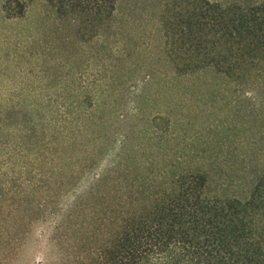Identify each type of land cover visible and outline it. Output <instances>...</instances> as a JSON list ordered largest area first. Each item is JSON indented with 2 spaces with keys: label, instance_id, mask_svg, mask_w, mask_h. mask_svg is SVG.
Segmentation results:
<instances>
[{
  "label": "rangeland",
  "instance_id": "374dc122",
  "mask_svg": "<svg viewBox=\"0 0 264 264\" xmlns=\"http://www.w3.org/2000/svg\"><path fill=\"white\" fill-rule=\"evenodd\" d=\"M20 1L24 12L8 17L16 4L0 0V98L62 95L67 101L82 96L99 100L77 110L89 113L78 130L64 123L47 137L40 136L22 172L11 175L12 166H0V243L7 242L9 255L0 264L58 262L60 249L52 235L61 208L82 190L88 174L105 158L104 143L118 130L127 132L129 145H138L136 160L139 152L148 159L159 156L162 163L180 154L175 164L205 169L211 187L219 172L232 178L244 175L239 162L230 165L240 146L257 139L264 147V101L251 106L233 91L234 79L191 68L200 64L202 46L223 60L230 59L234 49L215 41L217 35L200 24L201 7L195 0H119L113 18L98 27L84 15L57 17L43 0ZM190 18L197 21L191 25L199 35L194 46L179 39L180 27ZM252 66L242 77L251 86L261 83ZM147 75L151 85L142 96L141 110L129 119L125 87ZM7 109L5 122L26 117ZM5 133L0 125L1 142ZM133 163L127 162L128 171ZM16 165L12 169L19 170ZM134 172L147 174L132 170L128 177ZM117 177L112 184L117 185ZM245 180L239 177L233 187L244 190Z\"/></svg>",
  "mask_w": 264,
  "mask_h": 264
},
{
  "label": "trees",
  "instance_id": "16d2710c",
  "mask_svg": "<svg viewBox=\"0 0 264 264\" xmlns=\"http://www.w3.org/2000/svg\"><path fill=\"white\" fill-rule=\"evenodd\" d=\"M43 1L57 17L84 15L98 27L101 21L113 18L119 0ZM195 1L201 7L200 24L217 35L215 41H225L234 49H228L231 58L223 60L202 46L200 64L191 68L229 76L236 82L233 91L241 100L251 106L262 104L264 0ZM14 2L17 10L8 17L25 10V3ZM193 22L197 23L190 18L182 24L179 39L194 46L199 35L191 31ZM252 65L261 83L250 81L251 86L242 77ZM98 79L95 77L96 84ZM150 85L148 75L126 85L129 119L140 112L142 96ZM98 100L97 96H82L67 101L62 95L0 98V125L6 128L0 141L5 155L0 152V166H12L11 175L22 172L25 160L35 155L40 136L47 137L51 129L64 123L78 130L89 113L77 110H86ZM7 108L26 117L5 122ZM155 116L168 120L165 115ZM127 138L126 131L118 130L105 141V158L88 174L82 190L73 193L61 208L52 235L61 254L56 264H264V147L260 140L253 139L233 153L230 165L239 162L244 175L232 178L219 172L211 187L212 178L205 169L175 164L181 161L180 154L162 163L159 156L148 159L139 152L136 160L138 145H129ZM127 162H134L129 171ZM14 165L19 170L12 169ZM175 168L179 170L175 172ZM132 170H147V174L134 172L135 176L128 177ZM116 176L117 185L111 182ZM239 177L246 179L244 190L233 187ZM0 247L1 263L9 256L7 242Z\"/></svg>",
  "mask_w": 264,
  "mask_h": 264
}]
</instances>
